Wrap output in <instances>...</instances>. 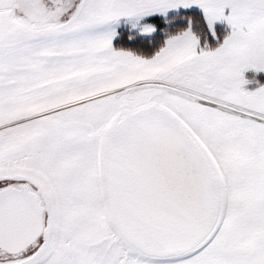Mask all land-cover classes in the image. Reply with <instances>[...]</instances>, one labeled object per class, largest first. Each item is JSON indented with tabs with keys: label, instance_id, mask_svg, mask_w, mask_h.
Returning <instances> with one entry per match:
<instances>
[{
	"label": "snow or ice",
	"instance_id": "6c2138e0",
	"mask_svg": "<svg viewBox=\"0 0 264 264\" xmlns=\"http://www.w3.org/2000/svg\"><path fill=\"white\" fill-rule=\"evenodd\" d=\"M262 75L264 0H0V264H264Z\"/></svg>",
	"mask_w": 264,
	"mask_h": 264
},
{
	"label": "rangeland",
	"instance_id": "374dc122",
	"mask_svg": "<svg viewBox=\"0 0 264 264\" xmlns=\"http://www.w3.org/2000/svg\"><path fill=\"white\" fill-rule=\"evenodd\" d=\"M250 75H251V72L246 73V76H250Z\"/></svg>",
	"mask_w": 264,
	"mask_h": 264
},
{
	"label": "trees",
	"instance_id": "16d2710c",
	"mask_svg": "<svg viewBox=\"0 0 264 264\" xmlns=\"http://www.w3.org/2000/svg\"><path fill=\"white\" fill-rule=\"evenodd\" d=\"M260 78L262 79V81H264V75H262Z\"/></svg>",
	"mask_w": 264,
	"mask_h": 264
}]
</instances>
